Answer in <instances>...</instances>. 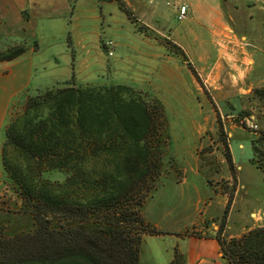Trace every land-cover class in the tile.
Listing matches in <instances>:
<instances>
[{
    "label": "rangeland",
    "instance_id": "rangeland-1",
    "mask_svg": "<svg viewBox=\"0 0 264 264\" xmlns=\"http://www.w3.org/2000/svg\"><path fill=\"white\" fill-rule=\"evenodd\" d=\"M95 1L96 7L101 5L103 16L96 19L94 35H69L67 49V35H37L36 42L43 58L50 59L54 53V58L59 60L56 69L50 65L45 69L49 79L55 75L71 76L73 62L76 84H126L160 102L167 142L166 137L157 133L152 139L153 144L157 143L156 137L161 138L159 144L166 148L160 153L162 167L157 186L142 210L149 222L160 230L187 228L195 232L202 218L219 216L217 231L224 208L207 207L206 203L209 201L212 205L218 199L216 187L228 192L229 199L233 189L238 188L237 173L243 188H239L236 206L228 215L231 227L224 225L223 234L238 233L254 221L264 223V173L251 161V140L264 130V99L253 94L254 88L264 87V0H225L219 8L224 10L225 21L219 26L211 22L218 12L212 0L197 3L194 0H124L135 15L133 23L116 0H79L93 5ZM180 4L186 7V12L179 20ZM77 22L86 24L82 19ZM223 30L228 35L220 34ZM145 31L153 32L152 36L159 41H173L187 61L172 47L144 35ZM241 32L247 35V40L240 39ZM104 39L114 42L112 55L106 54ZM242 44L244 53L240 52ZM231 55L240 60L230 58ZM241 56L251 58L253 63L250 65ZM187 62L198 70L201 66L205 68L199 72V83L193 80ZM234 63L248 70L240 87L231 84ZM162 64L168 69L165 72ZM37 77L34 73L33 80ZM47 85L51 84L34 81L28 88ZM16 99L19 101L21 97ZM243 116H252L257 130L242 126L238 120ZM155 127L159 131L160 118H156ZM223 140L237 169L226 159ZM44 175L52 180L64 177L55 170ZM17 205L9 185L0 179V228L11 225V221L18 226L25 224L21 215L13 213ZM251 210L256 215H249ZM164 241L169 238L165 237ZM152 252L154 256L159 254L153 248Z\"/></svg>",
    "mask_w": 264,
    "mask_h": 264
},
{
    "label": "trees",
    "instance_id": "trees-1",
    "mask_svg": "<svg viewBox=\"0 0 264 264\" xmlns=\"http://www.w3.org/2000/svg\"><path fill=\"white\" fill-rule=\"evenodd\" d=\"M116 1L135 22L124 0ZM161 42L187 61L178 45ZM25 50L24 44L9 46L0 60ZM253 94L264 99V87ZM14 99L0 157L2 179L18 202L13 213L25 224L2 227L0 264H139L143 235L163 233L142 211L157 186L165 146L152 139L157 133L167 142L160 102L126 84H76L73 73L51 86L27 87ZM251 146V161L264 173V130ZM53 170L63 179L44 175ZM230 199L214 235L222 257L228 264H264V226L223 234ZM169 264H179L177 254Z\"/></svg>",
    "mask_w": 264,
    "mask_h": 264
},
{
    "label": "crops",
    "instance_id": "crops-1",
    "mask_svg": "<svg viewBox=\"0 0 264 264\" xmlns=\"http://www.w3.org/2000/svg\"><path fill=\"white\" fill-rule=\"evenodd\" d=\"M212 1L218 12L217 14L215 13V17H212L211 22L217 23L219 26L225 21L224 10L220 11L219 9L225 0ZM194 2L197 3L199 0H194ZM96 3L97 2L95 1L94 5L93 3L89 4V2H86L85 4V2L80 3L79 0H0V51L15 44H24L26 47V50L18 57L11 60H0V148L4 139V126L6 123L8 108L14 97L27 87L31 86L34 81L53 85L52 83L56 84L64 78L71 77L69 75H55L54 78L50 79L46 77L45 69L47 66L50 65L52 69H56L59 60L54 58V53L50 54V59H45L40 55V50L36 42L37 35H94L97 32L96 19L98 20L103 16L101 5L96 7ZM181 5L183 4H180V6ZM233 7L237 8V5H233ZM80 19L85 20L86 24H81V22L76 23V21ZM228 19H232L231 16H228ZM130 22L133 23L131 20ZM146 25L152 30H155L151 25ZM101 30L103 31L104 28L102 27ZM226 31H229V27L227 26ZM220 34L224 36L228 35L224 33V30ZM144 35H150L153 40L164 45L157 37L152 36L155 35L153 32L145 31ZM233 36L236 37V35ZM239 37L242 41L247 40V35L242 32ZM234 41L238 42L236 38ZM66 44L65 48L67 49L70 44H68V42ZM239 47L240 52L244 53L245 46L242 44V46ZM70 55L72 60V50H70ZM235 57H237V60H240V57L236 55L230 56V58ZM241 57L243 60L251 62L250 65L253 63L251 58L248 59L245 56ZM70 65L71 75L72 73L74 75L73 62H71ZM166 68L167 67L164 64L162 66V71L165 72L168 70ZM193 68L199 77L201 76L199 72L205 70L202 66L199 70L194 66ZM189 70L192 74L193 80L198 83L191 69ZM232 70L233 74H231L230 79L231 84L232 86L240 87V85L243 84L248 70L242 69L239 64L235 63L232 64ZM34 73H37L38 75L36 80H33ZM205 73H207V71ZM230 135L231 132H228L227 136ZM232 166L235 168L233 164ZM228 178L230 179L231 177L229 176ZM0 179H2L1 157ZM235 180L238 188H234L232 191L226 216V228L231 227L228 215L236 206L239 188H243V185L238 181L237 173H235ZM215 190L217 191L216 194L218 199L212 205L211 202L208 201L206 206H218L224 208L229 200L228 192H222L218 187H216ZM252 214L256 215V212L251 210L249 215ZM143 215L146 218L144 211ZM218 218L219 216L202 218L199 222V227L195 228V232L186 230L187 228L182 231L169 228L165 230L161 229L163 233L160 234H144L140 245L139 264H169L175 254L178 256L179 264L227 263L226 259L222 257L219 244L214 237L216 234L215 228L217 227L216 222ZM146 219L149 221L148 218ZM255 226H264V223L254 221L238 233H230L229 236H239L249 228ZM165 237L169 238V241H164ZM149 246L158 251V256L153 255L152 248Z\"/></svg>",
    "mask_w": 264,
    "mask_h": 264
},
{
    "label": "built area",
    "instance_id": "built-area-1",
    "mask_svg": "<svg viewBox=\"0 0 264 264\" xmlns=\"http://www.w3.org/2000/svg\"><path fill=\"white\" fill-rule=\"evenodd\" d=\"M185 12H186V7L184 5H181L179 7V13H178V19H183L185 17ZM102 45L105 48L106 54L107 55H112L113 54V47H114V42L111 39H104L102 40ZM238 122L244 126L245 128L251 129V130H257V124L254 122L252 116H243L240 117Z\"/></svg>",
    "mask_w": 264,
    "mask_h": 264
},
{
    "label": "water",
    "instance_id": "water-1",
    "mask_svg": "<svg viewBox=\"0 0 264 264\" xmlns=\"http://www.w3.org/2000/svg\"><path fill=\"white\" fill-rule=\"evenodd\" d=\"M98 1H102V0H98Z\"/></svg>",
    "mask_w": 264,
    "mask_h": 264
}]
</instances>
